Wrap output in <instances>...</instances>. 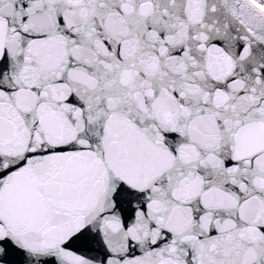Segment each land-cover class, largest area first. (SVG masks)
<instances>
[{
	"label": "snow or ice",
	"instance_id": "obj_1",
	"mask_svg": "<svg viewBox=\"0 0 264 264\" xmlns=\"http://www.w3.org/2000/svg\"><path fill=\"white\" fill-rule=\"evenodd\" d=\"M0 264H264V0H0Z\"/></svg>",
	"mask_w": 264,
	"mask_h": 264
}]
</instances>
